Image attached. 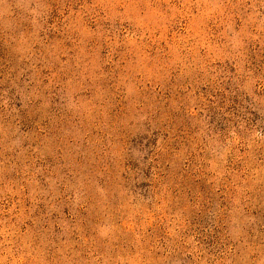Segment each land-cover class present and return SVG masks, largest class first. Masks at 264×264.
Returning <instances> with one entry per match:
<instances>
[{
  "label": "rangeland",
  "instance_id": "1",
  "mask_svg": "<svg viewBox=\"0 0 264 264\" xmlns=\"http://www.w3.org/2000/svg\"><path fill=\"white\" fill-rule=\"evenodd\" d=\"M0 264H264V0H0Z\"/></svg>",
  "mask_w": 264,
  "mask_h": 264
},
{
  "label": "trees",
  "instance_id": "2",
  "mask_svg": "<svg viewBox=\"0 0 264 264\" xmlns=\"http://www.w3.org/2000/svg\"><path fill=\"white\" fill-rule=\"evenodd\" d=\"M236 108V106H234V109Z\"/></svg>",
  "mask_w": 264,
  "mask_h": 264
}]
</instances>
